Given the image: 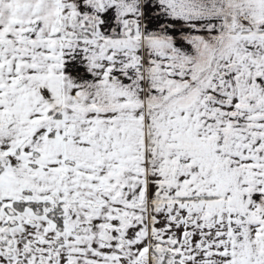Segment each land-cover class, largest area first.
<instances>
[{
  "label": "snow or ice",
  "instance_id": "snow-or-ice-1",
  "mask_svg": "<svg viewBox=\"0 0 264 264\" xmlns=\"http://www.w3.org/2000/svg\"><path fill=\"white\" fill-rule=\"evenodd\" d=\"M0 264H264V0H0Z\"/></svg>",
  "mask_w": 264,
  "mask_h": 264
}]
</instances>
